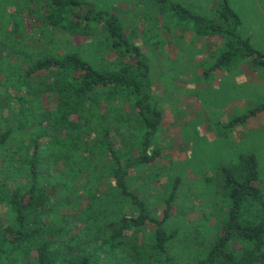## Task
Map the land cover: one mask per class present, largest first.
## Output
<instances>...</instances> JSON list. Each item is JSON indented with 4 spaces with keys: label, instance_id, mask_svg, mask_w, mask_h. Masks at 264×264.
<instances>
[{
    "label": "trees",
    "instance_id": "obj_1",
    "mask_svg": "<svg viewBox=\"0 0 264 264\" xmlns=\"http://www.w3.org/2000/svg\"><path fill=\"white\" fill-rule=\"evenodd\" d=\"M156 3L161 14L177 17V25L196 37L224 41L211 70L233 61L264 71V53L244 35L228 0L219 4L215 19L170 0ZM24 12L40 21L47 46L55 48L60 35L99 40L115 52L113 66L99 68L74 49L26 52ZM127 32L123 20L87 0H0V36L14 43L4 52L9 61L0 55V264H110L109 254L121 246L133 252L136 264H182L168 255L177 233L165 227L178 182L161 218L130 190L132 173L161 156L155 141L163 110L153 98L149 60L133 43L135 33ZM45 97L52 108L44 105ZM125 104L133 114L128 119L107 114ZM261 111L264 103L234 123ZM221 173L232 206L223 232L195 264H264L259 161L241 154ZM104 180L118 198L100 192ZM110 202L122 217L104 223ZM75 207L79 211L68 212L73 217L62 213ZM146 225L154 228L151 248L141 244L139 231ZM151 250L162 255L155 262L147 256Z\"/></svg>",
    "mask_w": 264,
    "mask_h": 264
},
{
    "label": "rangeland",
    "instance_id": "obj_2",
    "mask_svg": "<svg viewBox=\"0 0 264 264\" xmlns=\"http://www.w3.org/2000/svg\"><path fill=\"white\" fill-rule=\"evenodd\" d=\"M87 1L123 20L127 33H135L133 43L142 48L149 60L153 98L159 101L163 110L162 124L155 141L161 156L141 167L136 174L132 173L130 190L149 205L156 217L161 218L164 201L178 182L171 219L165 225L167 231L177 233L169 244L168 255L178 263L195 264L199 257L207 256L218 234L223 232V223L232 206L222 188V166L235 163L241 154L256 155L259 186L264 192V112L239 125H227L264 103V72L256 70L251 63L244 65L230 61L226 77H215L210 72L218 52L224 48V41L196 37L188 27L177 25V17L161 14L156 0ZM170 1L213 19L222 2ZM228 4L242 20L240 27L244 35L251 37L253 46L264 53V0H228ZM22 17L27 34L21 38L26 52L51 48L54 52L64 53L66 49H74L99 68L113 66L115 52L99 40L60 35L54 40L55 49L44 43L43 26L36 17L27 12L22 13ZM7 44L14 47L12 39L7 43L3 33L0 36V55H5V61H9V56L4 53L8 51ZM205 72L210 74L208 79L204 77ZM46 98L44 105L52 108V103ZM114 112L110 110L107 114L123 120L133 115L128 104ZM127 123L133 126L132 122ZM102 191L104 195L108 192L112 198L120 196L117 191L107 189V180L100 183ZM82 204L85 206L87 203ZM78 209L70 208L62 213L73 217L74 214L68 212L74 213ZM125 209L134 215L133 211ZM121 214L119 208L112 210L110 202L104 205L102 221H120ZM153 230L152 225L140 229L142 245L151 246ZM135 231L138 232V228ZM130 239L128 233L127 241ZM238 247L236 244L235 248ZM132 255V251L121 246L109 254L113 256L110 264H136ZM147 256H152L150 261L155 262L156 256L162 255L151 250Z\"/></svg>",
    "mask_w": 264,
    "mask_h": 264
},
{
    "label": "crops",
    "instance_id": "obj_3",
    "mask_svg": "<svg viewBox=\"0 0 264 264\" xmlns=\"http://www.w3.org/2000/svg\"><path fill=\"white\" fill-rule=\"evenodd\" d=\"M261 51V50H260ZM263 52V51H262ZM245 64H247V65H249V62H245L244 63V65ZM246 67H248V68H250L249 66H246ZM228 68H226V67H223L222 69H216V70H211V72L210 73H212L215 77H217V76H224V77H226V75H227V70ZM250 70H252L251 68H250ZM253 71V73H256V72H254V70H252ZM258 71H260V70H258ZM261 72H264V71H261ZM236 76H238V75H236ZM204 77L205 78H209L210 77V74H208V72H205V74H204ZM238 78L241 80L242 79V76H238ZM232 89H234V87H232ZM230 91V90H229ZM258 107V106H257ZM256 107V108H257ZM251 111V110H250ZM262 112H264V111H261V112H259L258 114H260V113H262ZM250 113V112H249ZM249 113L248 114H246V116H248L249 115ZM258 114H256V115H251V116H249L248 117V119H246L245 121H249L251 118H253L254 116H257ZM245 117V115L244 116H241V117H239V118H244ZM236 120V118L234 119V120H232L231 122H230V124H227V125H239V123H241V122H244V121H239L238 123H234V121ZM227 127V126H226Z\"/></svg>",
    "mask_w": 264,
    "mask_h": 264
}]
</instances>
